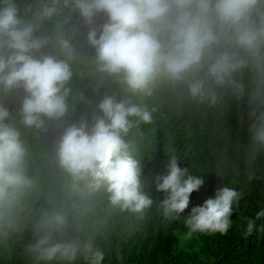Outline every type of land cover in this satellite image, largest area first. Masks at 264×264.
<instances>
[{"label":"trees","instance_id":"trees-1","mask_svg":"<svg viewBox=\"0 0 264 264\" xmlns=\"http://www.w3.org/2000/svg\"><path fill=\"white\" fill-rule=\"evenodd\" d=\"M11 3L21 20L35 26L34 36L48 40L32 54L67 61L72 77L65 85L70 89L67 113L58 120L42 117L40 129L22 122L23 87L0 85V107L9 112L3 123L19 133L25 150L19 167L28 179L0 196V264H95L87 252L89 245L92 251L102 252L99 264H264V218L256 220L250 235L246 233L247 220L264 209V152L254 161L246 158L250 143L246 98L238 101L229 96L224 108L218 109L167 84L151 95L133 90L121 77L100 71L95 49L86 39L88 27L78 12L62 7L55 15L41 18L43 6H50L52 0ZM5 6V0H0V9ZM105 19L98 15L96 24ZM61 39L74 49L71 59ZM7 52L5 37L0 36V55ZM105 94L147 108L152 115L147 123L130 118L133 126L123 135L127 151L141 164L142 191L153 201L142 213L112 204L105 182L74 178L59 164L57 150L65 129L85 123L91 131L94 117L102 115L98 105ZM172 158L204 180L179 220L162 215L160 203L166 194L156 185V177L167 174ZM224 186L242 194L233 209L232 227L224 235L189 237L184 219ZM56 213L65 217L62 226H54ZM48 234L70 245L74 258L71 253L41 258L35 246Z\"/></svg>","mask_w":264,"mask_h":264},{"label":"clouds","instance_id":"clouds-1","mask_svg":"<svg viewBox=\"0 0 264 264\" xmlns=\"http://www.w3.org/2000/svg\"><path fill=\"white\" fill-rule=\"evenodd\" d=\"M5 5L0 9V36L5 37L8 52L0 55V85L23 87L22 122L40 129L42 117L58 120L67 113L70 89L65 85L72 71L65 60L36 58L32 53L43 48L47 38L34 36L35 26L18 17L11 0ZM62 7L78 12L88 27L86 39L95 49L100 71L121 77L133 90L151 95L167 84L218 109L229 96L246 98L250 121L246 158L251 162L264 152V0H62V5L61 0H52L40 16L51 17ZM101 14L105 22L97 25ZM60 44L71 59L70 42L61 39ZM98 108L102 115L94 117L91 131L85 123L65 129L57 150L59 164L74 178L105 182L112 204L142 213L153 201L142 191L141 164L127 151L123 135L133 126L130 118L147 123L151 112L108 94ZM8 116L0 107V196L9 187L28 183L19 167L25 155L19 133L3 123ZM203 184V178L189 174L172 158L167 174L156 177L157 190L166 194L160 203L164 218L179 220L191 194ZM241 195L234 187L218 188L184 219L187 235L227 234ZM261 218L264 209L247 220V234ZM53 221L62 226L65 217L56 213ZM35 248L49 260L58 254L75 256L70 245L51 234L39 239ZM87 252L95 264L103 259L91 245Z\"/></svg>","mask_w":264,"mask_h":264}]
</instances>
